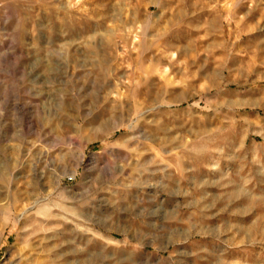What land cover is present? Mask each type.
Instances as JSON below:
<instances>
[{
    "label": "rangeland",
    "instance_id": "obj_1",
    "mask_svg": "<svg viewBox=\"0 0 264 264\" xmlns=\"http://www.w3.org/2000/svg\"><path fill=\"white\" fill-rule=\"evenodd\" d=\"M0 264H264V0H0Z\"/></svg>",
    "mask_w": 264,
    "mask_h": 264
}]
</instances>
